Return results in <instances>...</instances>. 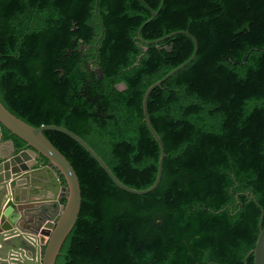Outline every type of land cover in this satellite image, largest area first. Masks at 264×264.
<instances>
[{"label":"trees","instance_id":"trees-1","mask_svg":"<svg viewBox=\"0 0 264 264\" xmlns=\"http://www.w3.org/2000/svg\"><path fill=\"white\" fill-rule=\"evenodd\" d=\"M95 5L0 0V101L34 127L74 132L129 187L146 189L157 173L143 95L194 51L185 34L165 37L186 31L198 51L147 101L165 151L153 191L120 189L71 137L43 132L81 189L55 264H252L245 257L264 227V0H97L96 12ZM140 28L144 41L162 40L143 43ZM83 43L100 79L88 82Z\"/></svg>","mask_w":264,"mask_h":264},{"label":"water","instance_id":"water-1","mask_svg":"<svg viewBox=\"0 0 264 264\" xmlns=\"http://www.w3.org/2000/svg\"><path fill=\"white\" fill-rule=\"evenodd\" d=\"M155 16L156 13L151 11L148 21ZM140 30L137 38L145 44H157L162 40L144 41ZM176 34H185L191 38L194 43L192 55L151 84L142 99L143 120L159 147L155 181L146 189H135L121 182L94 149L74 132L51 124L34 127L13 115L0 101V264H55L65 239L77 221L81 208L78 176L66 157L45 137V130L62 132L79 143L112 182L128 193L143 195L158 186L165 151L149 119L147 101L155 88L188 65L198 51L197 40L186 31L179 30L165 38ZM164 49L168 52L172 50L170 46H164ZM93 75L100 79L102 69H92L88 82L93 80ZM82 95L85 93L82 92ZM13 136L24 141L25 145L17 146ZM62 198H65L64 203L61 202ZM250 255L253 256L252 264H264V227L260 228L255 246L248 252L245 261Z\"/></svg>","mask_w":264,"mask_h":264},{"label":"flooded vegetation","instance_id":"flooded-vegetation-1","mask_svg":"<svg viewBox=\"0 0 264 264\" xmlns=\"http://www.w3.org/2000/svg\"><path fill=\"white\" fill-rule=\"evenodd\" d=\"M82 48L85 52V58H86L85 67H86V70L88 71L89 77L91 78L90 72L92 73V69L97 68L98 66L95 65V59L89 55L90 52H89V47L87 46V43H83ZM79 51H81V49H79ZM87 67H88V69H87ZM93 78H96V76L93 75ZM116 86H117V88H121L122 84H118Z\"/></svg>","mask_w":264,"mask_h":264},{"label":"crops","instance_id":"crops-1","mask_svg":"<svg viewBox=\"0 0 264 264\" xmlns=\"http://www.w3.org/2000/svg\"><path fill=\"white\" fill-rule=\"evenodd\" d=\"M9 146H10V145H9ZM7 148H8V147L6 146V150H8Z\"/></svg>","mask_w":264,"mask_h":264}]
</instances>
